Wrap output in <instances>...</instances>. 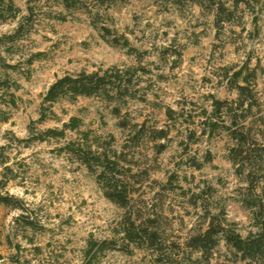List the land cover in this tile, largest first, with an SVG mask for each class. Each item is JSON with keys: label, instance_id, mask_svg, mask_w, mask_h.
Returning <instances> with one entry per match:
<instances>
[{"label": "rangeland", "instance_id": "rangeland-1", "mask_svg": "<svg viewBox=\"0 0 264 264\" xmlns=\"http://www.w3.org/2000/svg\"><path fill=\"white\" fill-rule=\"evenodd\" d=\"M222 1L232 4V0ZM14 2L21 16L31 6L35 19L33 30L10 53H3L15 68L0 70V81L6 82L0 85V117L6 120L0 122V147H5L8 156V163L0 165V194L17 198L22 205L21 209L0 205V264H83L90 240L115 239L121 244L125 211L105 198L83 165L58 151L76 140L78 133L68 130L64 139L21 141L32 136L31 127L36 131L62 129L71 118H78L81 130L103 139L113 136L120 148L125 135L112 113L114 105L100 98L60 101L53 107L55 115L38 123L42 97L57 78L111 66L141 65L150 70L140 83L138 96L144 99L129 100L122 108L129 118L164 128L168 124L164 108L184 115L176 124L170 123L171 139L164 141L167 149L163 153L156 155L154 144L146 141L136 157L147 170L148 180L137 185L140 191L135 204L143 212L162 215L173 258L166 263L204 264L193 262L198 255L191 257L185 247L191 235L206 227L201 203L197 208L191 204L193 194L201 193L212 212L224 209L243 236L255 230L252 211L244 200L264 202V178L251 195L245 177L229 160L233 142L228 135L200 137L198 126L202 109L210 110L208 96L236 98L224 80L225 68L247 60L263 68L257 90L264 115V10L255 0L251 8L241 4L233 22L220 32L215 29L214 16L194 5L180 10L161 0H118L110 9L99 7L98 28L108 26L113 30L109 38L125 36L133 47L146 52L141 62L107 43L88 14H68L52 0ZM60 12L68 14L67 20L57 17ZM20 17L2 24L0 36L12 33ZM165 49L171 53L181 50L182 59L178 61L171 53L161 59ZM169 181L176 191L161 189ZM131 248L129 253L107 252L98 264H158L150 251ZM211 264L245 263L235 261L222 243Z\"/></svg>", "mask_w": 264, "mask_h": 264}, {"label": "trees", "instance_id": "trees-1", "mask_svg": "<svg viewBox=\"0 0 264 264\" xmlns=\"http://www.w3.org/2000/svg\"><path fill=\"white\" fill-rule=\"evenodd\" d=\"M61 6L68 14H88L93 25L98 28L101 12L99 7H110L116 5L118 0H52ZM164 4L175 5L182 10L185 6H198L214 16L215 29L220 32L225 24L233 22L244 4L251 8L254 0H232V4L222 0H161ZM260 10H264V0H255ZM254 7V6H253ZM255 8V7H254ZM253 8V9H254ZM67 14V15H68ZM34 10L28 6V14L21 16V9L14 0H0V26L9 20H20L16 29L10 34L0 36V70L7 71L15 66L7 62L3 53H10L16 43L23 40L34 26ZM67 15L60 12L57 17L67 20ZM107 43L115 47H121L128 55L136 57L141 62L146 52H140L132 46L130 40L125 36H114L113 30L105 25L98 28ZM117 34V33H116ZM115 34V35H116ZM169 49L161 52V59L170 54ZM180 61L182 51L175 50L171 53ZM263 71L260 63L252 65L247 60L240 66L225 68L224 80L229 90L236 93V98L217 99L208 96L210 110L203 108L198 116L200 126V137L212 138L225 133L233 142L229 148V160L235 165L238 174L245 177L248 191L252 195L264 178V115L262 104L257 90V80ZM143 66L99 68L93 72L81 71L77 74H65L57 78L47 89L42 97L39 111L38 123L42 124L55 115L53 107L63 100L75 101L80 97L100 98L110 105H114L112 113L118 119V126L125 135L123 144L118 148L116 139L109 136L103 139L94 135L91 131L81 130V120L71 118L69 123L64 124L62 129H47L36 131L31 127V137L21 140L25 143L31 141L45 142L49 139H64L66 131H76L78 138L65 143L58 148L72 160L83 165L92 174L103 191L105 198L125 211L121 222V244L118 240H90L84 250L83 264H98L102 256L110 251H124L129 253L133 249L150 251L158 264H169L173 261L168 253L166 231L163 228L162 215L158 213H146L136 207V198L140 191L137 185H142L148 180V172L143 169L136 160L138 153L143 150V144L147 141L154 144L155 154L159 155L167 149L164 141H169L171 124L177 123L182 113L171 107H166L165 116L167 126L159 128L149 125L146 121L136 122L129 118L128 113H123L122 108L129 100L144 99L138 96L142 76L149 74ZM4 80L0 85H4ZM195 105V104H193ZM6 121L0 117V122ZM195 123V122H193ZM259 125L256 128L255 125ZM175 127V126H174ZM1 130V129H0ZM196 135V132H193ZM5 147H0V165L8 163ZM196 165V164H195ZM200 165V164H197ZM200 169L201 166H197ZM9 170V168H6ZM156 183V182H155ZM179 187V186H178ZM164 191H176L177 187L172 181L162 185ZM191 204L197 208L200 203L204 209L205 228L191 235L185 242V247L198 257L192 260L204 264H211L214 251L222 243L230 250L235 261L245 264H264V202L245 198V206L252 211L254 231L243 236L234 223L229 222L224 209L212 212L205 204L201 193L193 194L190 198ZM0 205L21 209V201L12 196L0 194ZM1 244V241H0ZM169 263H166L168 262Z\"/></svg>", "mask_w": 264, "mask_h": 264}]
</instances>
